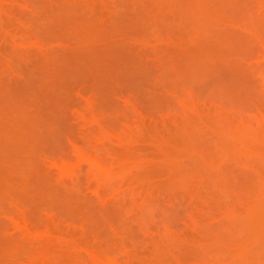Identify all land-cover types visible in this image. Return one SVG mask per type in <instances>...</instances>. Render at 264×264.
Here are the masks:
<instances>
[{"label": "rangeland", "instance_id": "rangeland-1", "mask_svg": "<svg viewBox=\"0 0 264 264\" xmlns=\"http://www.w3.org/2000/svg\"><path fill=\"white\" fill-rule=\"evenodd\" d=\"M0 264H264V0H0Z\"/></svg>", "mask_w": 264, "mask_h": 264}, {"label": "bare ground", "instance_id": "bare-ground-1", "mask_svg": "<svg viewBox=\"0 0 264 264\" xmlns=\"http://www.w3.org/2000/svg\"><path fill=\"white\" fill-rule=\"evenodd\" d=\"M65 173V172H64ZM64 175H66V174H64Z\"/></svg>", "mask_w": 264, "mask_h": 264}]
</instances>
